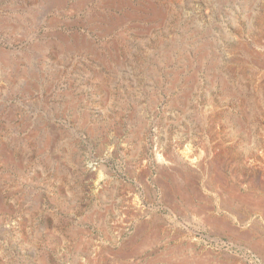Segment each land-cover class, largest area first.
Listing matches in <instances>:
<instances>
[{
	"label": "rangeland",
	"instance_id": "obj_1",
	"mask_svg": "<svg viewBox=\"0 0 264 264\" xmlns=\"http://www.w3.org/2000/svg\"><path fill=\"white\" fill-rule=\"evenodd\" d=\"M210 215L264 230V0H0V264H264Z\"/></svg>",
	"mask_w": 264,
	"mask_h": 264
},
{
	"label": "crops",
	"instance_id": "obj_2",
	"mask_svg": "<svg viewBox=\"0 0 264 264\" xmlns=\"http://www.w3.org/2000/svg\"><path fill=\"white\" fill-rule=\"evenodd\" d=\"M180 180H182L183 182L185 180L191 181V178H188V176H183L181 179H179V181ZM175 181H178V179H175ZM207 218L208 222L212 224L209 225V227L213 228L214 232H217V238L221 237V228L227 229L228 231L226 230L223 239L228 240L229 243L233 245H236L238 243H246L248 246H251L254 251H260L264 254V230H261V226L259 223L255 222L252 225V232L246 234H238L236 230L232 228V225L228 220H221L218 216L215 217L212 215ZM222 233L224 234V232Z\"/></svg>",
	"mask_w": 264,
	"mask_h": 264
},
{
	"label": "bare ground",
	"instance_id": "obj_3",
	"mask_svg": "<svg viewBox=\"0 0 264 264\" xmlns=\"http://www.w3.org/2000/svg\"><path fill=\"white\" fill-rule=\"evenodd\" d=\"M78 48V47H77ZM2 55V54H1ZM2 59V58H1ZM2 61H3V59H2ZM165 224V223H164ZM145 229V228H144ZM151 230V229H150Z\"/></svg>",
	"mask_w": 264,
	"mask_h": 264
}]
</instances>
